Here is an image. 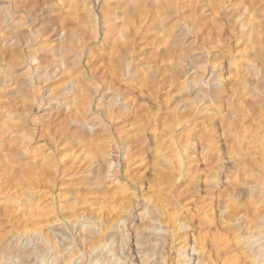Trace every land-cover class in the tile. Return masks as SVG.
<instances>
[{
    "label": "rangeland",
    "instance_id": "374dc122",
    "mask_svg": "<svg viewBox=\"0 0 264 264\" xmlns=\"http://www.w3.org/2000/svg\"><path fill=\"white\" fill-rule=\"evenodd\" d=\"M118 2L0 0V264H264V0Z\"/></svg>",
    "mask_w": 264,
    "mask_h": 264
},
{
    "label": "bare ground",
    "instance_id": "6f19581e",
    "mask_svg": "<svg viewBox=\"0 0 264 264\" xmlns=\"http://www.w3.org/2000/svg\"><path fill=\"white\" fill-rule=\"evenodd\" d=\"M169 5H170V3H168V0H120V2H118L117 4H115V11L117 12H119V13H117V15H113V14H110V13H106L104 16H102V17H104V20H105V22H106V25L107 24H109V23H111V28L113 29V28H115L116 26H115V23H114V21L117 23V21L118 22H120V25L119 26H117L118 28L121 26V27H124V28H126L128 31L132 28V27H135V25L137 26L138 24L140 25V24H142L143 22H145V20H147V19H149V18H151V17H154V16H158V14H159V12L162 10V9H164V8H166L165 10H167V8L169 7ZM153 10V12L152 13H150V14H148V11L150 10ZM112 9L113 8H111V11H112ZM113 10V11H114ZM114 11V12H115ZM162 12V11H161ZM169 14V13H168ZM163 15V14H162ZM117 20V21H116ZM118 25V24H117ZM116 27V28H117ZM140 27V26H139ZM254 27V26H253ZM253 27H251L250 26V32L248 33L250 36H258V28L256 29L255 27L253 28ZM110 28V27H109ZM115 28V29H116ZM121 29V28H120ZM120 29H118L119 31H120ZM138 29V28H137ZM110 30V29H109ZM117 30V29H116ZM117 30V31H118ZM108 31V30H107ZM113 31V30H112ZM116 31V32H117ZM119 31H118V34L117 35H119L120 36V34H119ZM133 31V30H132ZM135 31V30H134ZM133 31V32H134ZM110 32V31H109ZM108 32V33H109ZM106 32H104V33H102L103 35L105 34ZM111 33V32H110ZM116 35V34H115ZM118 36V37H119ZM115 37V36H114ZM122 38V37H121ZM105 40V39H104ZM126 67V66H125ZM128 68V67H127ZM213 68L214 67H211V71L213 70ZM213 72V71H212ZM115 92V91H114ZM114 95V94H113ZM120 96V95H119ZM114 97V96H113ZM117 98V97H116ZM74 99V98H73ZM73 99L71 100V101H73ZM114 99V98H113ZM119 99H121V98H118V101H119ZM126 99V98H125ZM115 102V101H114ZM123 102V101H122ZM127 101H124V103H126ZM83 103V102H82ZM81 103V104H82ZM120 103V102H119ZM123 103V104H124ZM128 103V102H127ZM213 103V102H212ZM71 104H72V102H71ZM113 105V104H112ZM85 106V105H84ZM77 107V106H76ZM74 108V107H73ZM80 108V107H79ZM84 108V107H83ZM119 109V108H118ZM127 109V108H126ZM74 110H75V108H74ZM77 111V110H76ZM76 111H75V113H76ZM80 112H82V111H80ZM106 112V111H105ZM118 112V111H117ZM73 113V112H72ZM68 114H70V113H68ZM77 114V113H76ZM107 114V113H106ZM108 114H109V112H108ZM107 114V115H108ZM75 115V114H74ZM79 115H81V113H79ZM107 115H106V117H107ZM119 115V114H118ZM69 116V115H68ZM110 116H111V113H110ZM75 117V116H74ZM69 118H70V116H69ZM78 118V117H77ZM173 120V119H172ZM176 125V124H175ZM171 128H172V126H170ZM173 127H175V126H173ZM79 136H81V135H79ZM78 137V136H77ZM81 138H83V137H81ZM176 145V144H175ZM140 146H141V144H140ZM142 147V146H141ZM139 149H140V147H138ZM142 149V148H141ZM140 149V150H141ZM145 148H143L142 150H144ZM172 166L174 167V169L176 168V170L177 171H179V168L181 167V163L179 162V161H177L176 160V158H174L173 159V162H172ZM173 169V170H174ZM176 171V172H177ZM174 175L175 176H173L174 178H173V181H177L178 180V177H177V175L175 174V172H174ZM125 179L126 180H128V181H133V179L131 178V177H127V176H125ZM57 209V208H56ZM151 220H155V219H151ZM158 221V220H157ZM82 227H85V226H82ZM103 237V236H102ZM98 239H100L99 237H97ZM95 239L94 238V240H93V242L92 243H87L88 244V246L86 245V246H83L84 247V249H91V247H93V244H94V242H96V241H99L98 239ZM107 239V238H106ZM101 240V239H100ZM91 241V240H90ZM99 243V242H98ZM82 247V248H83ZM105 242H103L102 243V248L103 249H105ZM94 248V247H93ZM66 249H69V247L67 246L66 247ZM95 249V248H94ZM83 249H82V251L80 252L81 254L80 255H77V258H79V260L77 261L76 259L74 260V261H72V262H74L75 264H80L83 260H85V264H103L102 262H101V259H100V257H98V256H95V258L93 259V260H89V259H91L90 257L92 256V254H91V256H90V254L89 253H91L92 251H93V249L91 250V252H89V253H87V251H86V253H83ZM89 251V250H88ZM107 253V252H106ZM89 254V255H88ZM108 254H112V255H114V253H113V251L112 250H109L108 251ZM72 255V258H73V254H71ZM90 256V257H89ZM71 257V256H70ZM69 257H67V259L65 258V260H64V262H65V264H69V262L71 261L70 259H68ZM71 258V259H72ZM107 258H109L108 256L107 257H104V259H103V261L105 262V263H110V261L109 262H106L105 260L107 259ZM87 261V262H86ZM104 263V264H105ZM124 263V261L123 260H121V258H118V259H116L114 262H113V264H123ZM82 264V263H81Z\"/></svg>",
    "mask_w": 264,
    "mask_h": 264
}]
</instances>
